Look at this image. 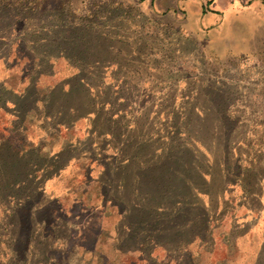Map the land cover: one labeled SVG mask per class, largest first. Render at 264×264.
<instances>
[{
    "label": "rangeland",
    "instance_id": "1",
    "mask_svg": "<svg viewBox=\"0 0 264 264\" xmlns=\"http://www.w3.org/2000/svg\"><path fill=\"white\" fill-rule=\"evenodd\" d=\"M5 5L10 16L0 19V35L8 22L26 39L43 35L47 43H61L67 51L55 52L60 60L53 69L59 77L87 78L98 102L97 107L87 104L79 87L67 96L59 87L52 107L39 110L24 130L14 127L5 136L10 154L20 150L42 162L37 150L46 144L36 136L46 129V115L56 113L57 121L73 122L60 131L80 143L72 154L84 156L65 165V158L56 161L61 169L40 180L39 199L31 197V205L41 207L32 216H7L6 230L0 202V262L11 257L4 245L5 231L12 230L15 249L27 264H264V24L248 53L221 59L209 56L202 38L189 30L188 10L178 11V19L173 13L157 15L138 0H0V8ZM66 23H91L97 35L81 34L77 47L63 43L72 35ZM85 47L98 57L96 63L71 66L62 60L67 52L77 54ZM6 52L0 46V53ZM26 111H20V119ZM11 122V114L0 112V125ZM226 125H233L230 150L243 173L235 180L224 175ZM173 142L193 144L198 151L185 162L203 173L198 197L209 226L200 225L202 217L191 205L176 217L144 211L143 224L133 230L134 210L137 214L147 202L134 193L135 180L155 161L167 165L165 154ZM227 163L233 169L234 161ZM181 165L173 168L193 179ZM251 165L258 170L255 178L247 171ZM147 187L143 191L152 198L153 189ZM10 191L26 197L24 189ZM16 204L11 199L7 206L13 210ZM53 223L57 229L51 233ZM148 234L155 239L145 245ZM186 240L191 242L183 248L179 243Z\"/></svg>",
    "mask_w": 264,
    "mask_h": 264
},
{
    "label": "trees",
    "instance_id": "2",
    "mask_svg": "<svg viewBox=\"0 0 264 264\" xmlns=\"http://www.w3.org/2000/svg\"><path fill=\"white\" fill-rule=\"evenodd\" d=\"M7 7L8 6L5 5L4 8H0V13H2V17H0V19H3V21L5 19L4 16H10ZM11 19L8 20L10 21ZM64 26L71 30L72 35L69 40L64 39L63 43L69 42V44H74V47H77L78 43L75 40L81 39V34H92L93 36L97 35V28L92 26L91 23H66ZM6 28L7 32H4L2 35H0V46L6 47L7 52L4 54L0 53V60L6 66L13 65L19 67L23 64L25 73H23L22 79L24 78L23 80H25L27 85L22 91L14 93L10 89L5 87L4 82H0V112L8 115L11 114L13 116V122H11L10 124L0 125V202H4L5 205V207L3 204L1 205L2 207H4L2 209V214L4 216V229L7 227V224L5 223V219L7 216H11L14 218L18 213L20 215H22V213H28L30 214L29 216H32L37 208L41 207L39 205H37L38 207H33L31 205L33 204L31 203V197L37 196L39 199V195H41L42 193L40 180L48 178L50 176L49 170L47 168L51 165L54 167H58L55 162H60L63 158H65L63 155L57 157L55 161L49 159L47 160V155H45V153L41 150L38 151V155L42 157V162L29 158L27 154L22 155L20 150L15 151L12 155L10 154L11 149L7 143L5 136L9 134L10 129L14 127L20 129L22 128L24 130L25 128H23L22 126L31 124L39 109H47V106L52 107L53 102L56 99L55 96H57L56 94L59 92L58 89L60 85L56 84L50 87L49 84L44 82L46 81V79H44L41 83H38V80L41 75H47L48 78L50 77L51 72L49 71V65L53 60L55 52L58 51L64 54L65 51H67L66 47L61 46V43H47V40H45V37H43V35H39L37 37L31 35L30 38L26 39L23 32L19 31L15 26H13V24H8L7 22ZM24 49H28L29 52H23ZM68 53L70 52H67V54ZM67 54L64 55V58L68 63L71 64L76 63L78 65L84 64L86 66H90L91 64H94L98 61V57H91L93 55L88 52V49L86 47L81 49V51H79L77 54ZM43 67H45V69H42ZM15 79L16 78H12V81H14ZM68 84L71 85V89L79 87L80 92L85 94L87 89L84 85L90 83L87 78H84L83 76H80V74H78L72 80H70ZM25 108L27 109V111L25 115H23V120L20 119L19 114L20 111L24 110ZM51 116H55V114H51ZM232 127L233 125H231V127H228L227 125L225 126L224 132H226V134L223 137L225 141V148H227V153L226 155L224 154V157L226 160V166L228 168V171L224 169L225 180H235L236 178L243 175V173L239 172V165L233 158V154H231L232 152L230 150L233 141L232 138H230L228 132ZM49 143H45L46 145L44 146V148L46 151L50 146ZM74 150L77 149L64 148L61 151L71 154ZM190 152L198 153L193 144L187 146L184 145V143L177 145L173 142L171 143V145L167 149V153L165 154L167 158L165 164L168 163L167 165H165L164 167H160V165H162V162L155 161L154 165L149 164V166H153L152 169L140 170V175L135 180L134 193L145 196L147 198V202L146 207L139 206L137 214H135L134 210L133 220L135 221L136 228L132 227L133 230H137L139 226L143 224L142 213L144 211L153 216H158L159 214L161 215L162 212L167 211V217H176L178 214H181L185 207H191V205L197 207L196 210H198V215L202 217V222L200 223V225L204 226V229L209 226L207 210L205 209V207H203L202 204H200V199L198 197L199 193L202 192L198 185V182L204 181L203 173L198 169H195V167L194 169H192L191 166L185 162ZM10 157H12L13 159V164L8 161ZM228 161H234V164L232 166L233 169L231 168V170L230 166L227 163ZM181 163L183 164L182 170L190 172L193 179L187 180V178L184 177L187 175V172H185L183 176L180 174L181 171L177 172L175 168H173V166L181 168ZM247 171L250 172L249 174H251L252 178H255L256 174L258 173V170H256L253 165H251ZM234 173H238V175L234 177V179L233 177L230 179L227 178V175H232ZM140 180H142L141 183ZM163 180L164 184H161ZM172 183H175L177 185V188H172ZM182 184L184 185L182 186ZM144 186H148L149 188L153 189V191L151 192L152 198L148 197L149 193H145L143 191ZM11 188L24 189L26 192V197L20 198L18 197L19 195H17V193H11ZM162 188H164L162 192H159ZM181 189H183V191H179L180 193H178V190ZM246 189L248 190V188ZM247 190H245V193L248 192ZM183 197H185L186 199H183ZM11 199H15L17 201V204L13 208V210H9V207L7 206ZM188 199L192 200V203H189ZM166 202L171 203V206L164 207V204ZM45 206L50 207V204H45ZM117 206H119V204H117ZM161 208L162 210L159 211V209ZM51 211L53 212V207L52 210L50 209V211H48V213L52 215ZM124 216L125 219L126 217H128V220L131 218L129 211H126ZM51 220L55 221L56 218H51ZM49 222L50 221L48 220V224ZM127 222L130 231V227L132 225H130L131 223H129V221ZM8 226L10 225L8 224ZM50 226L51 233L57 229L54 227V223ZM5 232L7 234H10V239H8V235L5 233L7 239L6 245L4 246L9 251L11 257H9V259L5 261H1L0 264H27L25 263L26 261L24 262V260H21V254H19L15 249V244L17 243L16 231L13 232L12 230H8ZM150 239H155V237L152 234H148L144 239L145 241L143 242V244L146 245L147 243H149ZM201 240L203 239L201 238ZM190 242L191 241L186 240L180 242L179 244L180 246H184L183 248H185V246ZM30 248L31 247L26 246L25 249L27 250V252H29ZM13 258L16 260H13Z\"/></svg>",
    "mask_w": 264,
    "mask_h": 264
},
{
    "label": "crops",
    "instance_id": "3",
    "mask_svg": "<svg viewBox=\"0 0 264 264\" xmlns=\"http://www.w3.org/2000/svg\"><path fill=\"white\" fill-rule=\"evenodd\" d=\"M145 8L150 9L153 13L162 16H168L174 14L178 17V11L186 13L188 10L190 17L188 20L189 30L197 37H201L205 42V51L209 56L217 58H225L228 56H239L249 52L252 45V39L257 35L258 30L262 24H264V0H138ZM60 59L55 55L49 65L50 77L47 75H41L38 83H41L44 79L45 83L50 87L58 84L62 88L63 95L67 96L74 88L71 89L69 81L75 76L59 77L56 71L53 69L57 65ZM65 62L66 59L63 58ZM68 63V62H67ZM71 66L72 64L69 63ZM25 73V69L22 66H6L4 65V76L0 78V82H4L6 88L10 89L14 93L22 91L27 83L22 79V75ZM77 76V75H76ZM12 78H16L12 81ZM72 78V79H71ZM27 81V80H26ZM96 85L101 90L103 87ZM87 89L85 94L83 93L84 101L89 105H96L98 99L97 95L92 94V85L85 84ZM97 90V89H96ZM99 96V95H98ZM43 109V108H42ZM41 110V109H39ZM88 112H90L88 110ZM55 116L46 115L43 121V133L36 136L37 142L49 143L50 146L47 151L44 147L37 150V145L33 146V151H43L47 155L46 159L55 161L57 157H65V165L70 159H78L82 156H75V154H68L62 152L66 149H79L80 143L70 139L67 134H61L60 128H68L73 122L61 123L56 120ZM37 117L33 119L32 125ZM57 122H56V121ZM56 122V123H55ZM86 124V122H85ZM76 128V127H75ZM54 133L52 134L53 131ZM91 134L95 132L91 131ZM106 138L108 136L106 135ZM53 141V142H52ZM44 146V145H43ZM36 148V149H35ZM76 150V151H77ZM97 150V149H95ZM80 155V154H79ZM88 157H90L88 155ZM65 167V166H64ZM49 171L58 172L61 167L49 166Z\"/></svg>",
    "mask_w": 264,
    "mask_h": 264
}]
</instances>
